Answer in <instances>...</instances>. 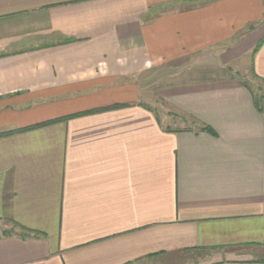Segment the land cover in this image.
I'll use <instances>...</instances> for the list:
<instances>
[{
  "label": "crops",
  "instance_id": "1",
  "mask_svg": "<svg viewBox=\"0 0 264 264\" xmlns=\"http://www.w3.org/2000/svg\"><path fill=\"white\" fill-rule=\"evenodd\" d=\"M263 40L264 0H0V264H264V100L201 78Z\"/></svg>",
  "mask_w": 264,
  "mask_h": 264
},
{
  "label": "trees",
  "instance_id": "2",
  "mask_svg": "<svg viewBox=\"0 0 264 264\" xmlns=\"http://www.w3.org/2000/svg\"><path fill=\"white\" fill-rule=\"evenodd\" d=\"M264 40L259 43L258 47L256 48V51L258 50V48L263 44ZM3 54H0V56H2ZM229 72V73H228ZM223 76H226L227 74H231L232 73V70L231 69H226L225 71H223ZM252 74L254 76H257L256 74H254V72H252ZM231 77H234L233 75H231ZM241 85L244 86L245 88H247L250 92L253 93V90H251V88L249 87V85L246 83V82H243V81H240ZM255 105L256 107L258 108L259 111L262 110V101L264 100V94H257L255 93ZM123 107L122 105H114V106H110V107H107V108H103V109H98V110H93V111H90V112H86V113H82V114H89V113H95V112H101V111H105V110H110V109H117V108H121ZM81 115V114H79ZM75 116H78V115H75ZM68 117H64V118H61L59 120H66ZM59 120H55V121H50V122H46V123H41V124H38L36 125L35 127L33 128H40V127H44V126H47L51 123H54V122H57ZM199 131H202V132H206L208 134H211L213 136H217L216 132L209 126L207 125H200L197 127ZM13 131H9V132H6V133H0V136L4 135V134H12ZM15 226H18L20 229L23 230V232H31L29 229L21 226V225H18L16 223H14ZM13 232L12 231H9V230H3L1 233H0V237H8L9 235H11Z\"/></svg>",
  "mask_w": 264,
  "mask_h": 264
},
{
  "label": "rangeland",
  "instance_id": "3",
  "mask_svg": "<svg viewBox=\"0 0 264 264\" xmlns=\"http://www.w3.org/2000/svg\"><path fill=\"white\" fill-rule=\"evenodd\" d=\"M220 48H222V47H220ZM245 59H246V58H242L241 61H240L239 64H238V66H237V65L235 66V69H236L237 71H239L240 73H237V74L234 73V69H233V71H232L231 74H227V75L224 76V77H227V76H228V77H231V75H233L234 78H237L239 81L246 82L249 86H251L253 89H255V92H256L257 94H259V92L262 93L261 91H264V90H263V88H264V84H262V85H258L257 83H255V82L251 79L250 75H248V74L245 75V73H244V68L241 67V65L245 64V62H248V60L245 61ZM233 67H234V66H233ZM228 73H229V72H228ZM175 76H179V77H181V76H185V75L177 74V75H174V77H175ZM186 76H189V75H186ZM191 76L194 77V75H191ZM201 76H203V77H201V78H213V77H222L223 75H222V74H215V75H212V74H210V75L203 74V75H201ZM179 77H178V78H179ZM178 78H176V80H178ZM198 78H200V77H198ZM253 78H254V77H253ZM172 80H174V78H172L171 80L163 79V80L159 81V82L156 84V86L159 85V87L161 88L162 86H161L160 84L165 83V82H168V81H172ZM159 91L161 92V91H163V90L160 89ZM156 98H158V97H156ZM158 99H160V98H158ZM155 107H156V108H155L156 112L158 111V112L162 113L161 107H157V106H155ZM157 115H158V114H157ZM192 124H193V123H192ZM5 224H6V226L9 225V223H4V222H1V221H0V225L4 226ZM3 230H6V229L0 226V232H2ZM12 235L15 236L16 234H15V233H12L11 235H9V237L12 236ZM205 254H206V252H200V253L197 255L196 258H204ZM173 264H174V263H173Z\"/></svg>",
  "mask_w": 264,
  "mask_h": 264
}]
</instances>
